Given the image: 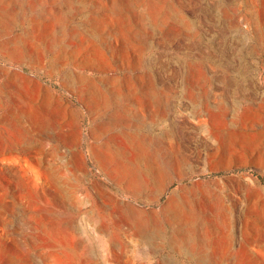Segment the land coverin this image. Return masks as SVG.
<instances>
[{
	"label": "rangeland",
	"instance_id": "obj_1",
	"mask_svg": "<svg viewBox=\"0 0 264 264\" xmlns=\"http://www.w3.org/2000/svg\"><path fill=\"white\" fill-rule=\"evenodd\" d=\"M0 264H264V0H0Z\"/></svg>",
	"mask_w": 264,
	"mask_h": 264
},
{
	"label": "bare ground",
	"instance_id": "obj_2",
	"mask_svg": "<svg viewBox=\"0 0 264 264\" xmlns=\"http://www.w3.org/2000/svg\"><path fill=\"white\" fill-rule=\"evenodd\" d=\"M64 10H65V9H64ZM64 10H63V11H64ZM99 91H100V90H99ZM164 112H165V111H164Z\"/></svg>",
	"mask_w": 264,
	"mask_h": 264
}]
</instances>
